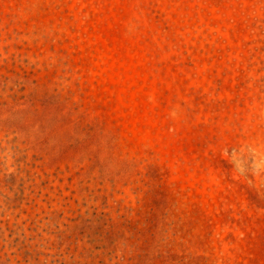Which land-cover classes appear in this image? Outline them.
Instances as JSON below:
<instances>
[{"label":"rangeland","instance_id":"rangeland-1","mask_svg":"<svg viewBox=\"0 0 264 264\" xmlns=\"http://www.w3.org/2000/svg\"><path fill=\"white\" fill-rule=\"evenodd\" d=\"M0 264H264V0H0Z\"/></svg>","mask_w":264,"mask_h":264}]
</instances>
